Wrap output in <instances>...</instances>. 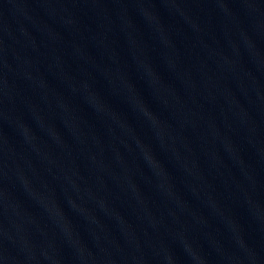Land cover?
Listing matches in <instances>:
<instances>
[{
    "label": "water",
    "instance_id": "1",
    "mask_svg": "<svg viewBox=\"0 0 264 264\" xmlns=\"http://www.w3.org/2000/svg\"><path fill=\"white\" fill-rule=\"evenodd\" d=\"M0 264H264V0H0Z\"/></svg>",
    "mask_w": 264,
    "mask_h": 264
}]
</instances>
